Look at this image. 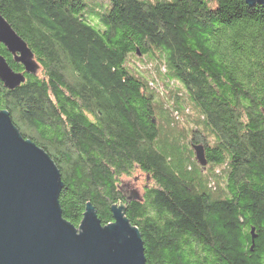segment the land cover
<instances>
[{"label":"trees","instance_id":"1","mask_svg":"<svg viewBox=\"0 0 264 264\" xmlns=\"http://www.w3.org/2000/svg\"><path fill=\"white\" fill-rule=\"evenodd\" d=\"M210 3L0 0L40 68L25 73L0 44L25 76L0 80V110L59 168L63 217L78 227L91 203L106 225L123 204L146 264H264V4ZM168 119L194 121L189 147L223 166L222 194L198 179L194 151L166 142ZM136 167L153 184L128 201L117 182Z\"/></svg>","mask_w":264,"mask_h":264},{"label":"water","instance_id":"2","mask_svg":"<svg viewBox=\"0 0 264 264\" xmlns=\"http://www.w3.org/2000/svg\"><path fill=\"white\" fill-rule=\"evenodd\" d=\"M249 6L264 0H245ZM0 44L36 74L39 65L23 38L0 13ZM0 80L8 89L24 82L0 54ZM196 160L206 166L202 145H194ZM118 189L126 200L138 193ZM63 182L49 154L25 139L7 110H0V264H146L139 230L125 215L123 204L111 208L112 221L103 225L87 203L78 227L62 214L59 196Z\"/></svg>","mask_w":264,"mask_h":264},{"label":"rangeland","instance_id":"3","mask_svg":"<svg viewBox=\"0 0 264 264\" xmlns=\"http://www.w3.org/2000/svg\"><path fill=\"white\" fill-rule=\"evenodd\" d=\"M210 1H211L210 4L213 6L214 4L212 3V0H210ZM87 3H88V6L95 8L98 11H102L104 9V7L109 5V0H87ZM91 20L93 22H95V24H97V22H98L95 19V17L91 18ZM158 58H159L158 55L154 54L153 60L163 63L162 58H159V59ZM128 63L136 65L137 59L135 57L131 56L128 59ZM67 69H68L67 75H70L71 77L74 76L72 74L71 67L67 66ZM39 70H40V68H39ZM162 93H164V92H162ZM170 94L171 93L168 94L169 97L171 96ZM171 98H172V96H171ZM171 122L172 121L169 119L164 120V126L166 128L164 131V134L168 136V138H164V139L166 140V142H171L173 144L174 148L178 151V153L181 157H188L187 148L189 147V141H188L187 137H189V135L186 133V131L188 129L191 130L192 128L195 127L194 121H190V120L186 119L183 122L177 123V125L175 123L173 124ZM179 125H181V126L179 127ZM210 139L211 138H209V140ZM189 148L192 151H194L192 147H189ZM192 162L194 164H196L197 168L199 169L198 172H199L200 176L198 177V179H201V183L202 184L207 183V185L209 184L210 187L208 189L214 193V196H218V195L222 194L221 191L224 189V184H223L224 181L223 182L218 181L215 178L218 174L220 176H222L223 173L221 172V174H220L219 172L222 171L223 166L222 165H212L209 163L206 165V167H204L198 161H195L194 154H193ZM197 162H198V164H197ZM221 178H223V177H221ZM196 182H198V180H196ZM122 184H127L126 191L137 192L138 197H139L137 199H141L143 197L144 190L146 189V187L151 186L153 184V181L145 172H142L140 168L136 167L134 169L132 175H130V176L123 175L119 178V180L117 182V186L118 187L122 186Z\"/></svg>","mask_w":264,"mask_h":264},{"label":"flooded vegetation","instance_id":"4","mask_svg":"<svg viewBox=\"0 0 264 264\" xmlns=\"http://www.w3.org/2000/svg\"><path fill=\"white\" fill-rule=\"evenodd\" d=\"M122 195V194H121ZM123 196V195H122ZM124 197V196H123ZM125 198V197H124Z\"/></svg>","mask_w":264,"mask_h":264}]
</instances>
